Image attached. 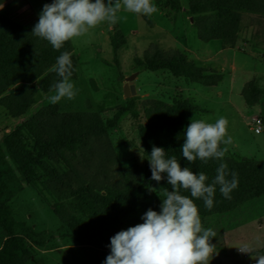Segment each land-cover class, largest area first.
Here are the masks:
<instances>
[{
    "label": "trees",
    "instance_id": "trees-1",
    "mask_svg": "<svg viewBox=\"0 0 264 264\" xmlns=\"http://www.w3.org/2000/svg\"><path fill=\"white\" fill-rule=\"evenodd\" d=\"M7 0H0V6ZM50 4L53 0H42ZM155 5L178 10L179 0H153ZM187 15L192 18L199 41H218L221 49H233L239 39L242 20L252 28L250 41L264 47V0H187ZM38 22L21 27L0 14V107L11 119H21L34 105L38 94L47 95L59 77L50 71L64 51L71 53L72 76H77V59L71 40L55 50L46 40L32 35ZM110 45L117 54L125 44L124 35L115 29ZM264 60V54H263ZM136 71H166L188 85L216 87L223 74L196 65L177 49H163L151 44L142 58H134ZM248 107L257 106L264 90L256 79L244 84L240 92ZM136 96L125 99L111 118L103 119L102 110L61 112L56 104L38 108L0 141V264H30L33 255L27 238L17 233L10 203L23 186H28L46 203L54 217L75 243L100 251L110 250V238L121 230L143 223L148 209L160 212L165 189L172 190L166 173L159 183L151 179L149 156L152 146L165 150V158L175 156L181 167L203 172L211 183L219 161L206 163L197 159L189 164L182 157L185 129L192 118L206 112L190 99L176 97L171 102L160 99L141 101ZM129 114L142 115L137 134L142 143V167L122 168L109 136L120 119ZM223 148L224 145L222 144ZM229 172L238 174V187L226 199L216 187L214 205L204 206L192 198L201 221L226 214L264 196V160L226 153ZM231 178L230 176L228 177ZM190 197V192L181 189ZM155 196L145 201V193ZM191 198V197H190Z\"/></svg>",
    "mask_w": 264,
    "mask_h": 264
},
{
    "label": "rangeland",
    "instance_id": "rangeland-1",
    "mask_svg": "<svg viewBox=\"0 0 264 264\" xmlns=\"http://www.w3.org/2000/svg\"><path fill=\"white\" fill-rule=\"evenodd\" d=\"M29 2L37 14L46 4L42 0ZM179 3L184 6L187 0H179ZM158 14L160 13L157 11L150 16H144L122 10L118 15L126 18L120 19L116 24L103 22L90 29L87 34L72 39L73 55L78 63L76 79L72 80L77 95L73 100L63 99L57 103L59 111L82 112L101 109L103 119L111 118L125 103V79L137 73L133 85L135 96L139 100L137 109L140 112L141 101L145 99L154 98L166 102H171L176 97L190 99L206 112L200 114V119L206 122H215L219 117L227 119L228 134L232 137V143L227 146L228 153L264 160V98L257 106L248 107L237 91L243 82L254 79V75L258 86L264 90V64L257 63L237 51L236 63L239 72L236 75V89L227 98V103L224 99H217L216 95L227 90L228 71L224 72L226 79L216 88L188 85L183 79L174 78L166 71H136L134 58H142L151 44H158L163 49H177L199 65L192 55L184 52V47L193 48L197 42H201L198 41L195 29L188 26V21L182 20L176 25ZM186 14H183L182 18ZM242 24L241 31L245 34L244 25L248 24V20L244 18ZM112 26H116L125 37V44L117 54V63L114 61L109 40L108 27ZM164 29H173L176 40L166 36ZM218 44V41H211L209 46ZM252 46L259 50L263 59L264 47ZM240 47L243 48V45ZM251 48L245 47L247 52L251 51ZM52 94H38L34 105L17 121L18 123L12 121L0 107V141L38 108L51 104L47 97ZM254 118L263 122L259 134L252 131ZM142 121V115L133 119L127 114L115 128L109 130L111 142L124 169L143 166V147L137 134V127ZM145 196L147 202L155 200V196L150 192H146ZM10 209L17 233L27 238V247L33 255V262L30 264H104L110 254V250L100 251L75 243L68 237L65 227L54 217L46 203L28 186H23L22 191L15 195ZM201 222L204 228H212L216 232V236L210 241L214 248L212 256L209 257V264H255L252 256L264 255V196L226 214ZM244 244L253 249L252 254L238 250Z\"/></svg>",
    "mask_w": 264,
    "mask_h": 264
},
{
    "label": "clouds",
    "instance_id": "clouds-1",
    "mask_svg": "<svg viewBox=\"0 0 264 264\" xmlns=\"http://www.w3.org/2000/svg\"><path fill=\"white\" fill-rule=\"evenodd\" d=\"M122 10L150 16L158 9L152 0H53L43 6L31 34L60 50L67 41L87 34L103 22L116 24L126 18L118 15ZM72 67L70 52L64 51L56 58L50 71L59 79L49 89L53 93L47 97L49 103L73 100L77 95L70 79ZM231 143L225 117H219L215 122L192 118L186 127L182 157L189 164L197 159L205 163L210 159L219 161L211 183H206L205 173L182 168L175 156L165 158V150L153 145L148 159L151 179L159 183L164 179L161 174L166 173L172 190L165 189L160 212L148 209L141 217L143 223L121 230L110 238V254L104 264H209L214 248L210 241L216 232L202 226L199 209L192 198L202 199L204 206L211 209L217 185L224 198H231L230 194L239 183L238 174L229 172L224 161ZM181 189L189 191L191 198L182 195ZM238 250L253 253L247 244ZM252 258L255 264H264V255Z\"/></svg>",
    "mask_w": 264,
    "mask_h": 264
},
{
    "label": "crops",
    "instance_id": "crops-1",
    "mask_svg": "<svg viewBox=\"0 0 264 264\" xmlns=\"http://www.w3.org/2000/svg\"><path fill=\"white\" fill-rule=\"evenodd\" d=\"M155 6L158 9L157 10L158 13H160L158 15L164 16L168 22L177 25V23L180 24L182 20H185L188 21V26L193 27L191 17H189L186 14L185 17L182 18V15L187 12V4L182 6L179 3L180 8L178 10H170L169 8L166 7H160L159 5L158 6L155 5ZM0 14L12 20L21 27H28L29 25H31L32 23H34L39 19V14H37L36 11L33 9L29 0H7L4 4L0 6ZM151 24L153 25V23ZM244 27L246 28V32L245 34H242V31L240 32L239 39L236 43L235 48L233 49L223 50L221 49L220 43L218 44V46L212 47L209 46L210 42L208 43L197 42L196 45L193 46V48L184 47V52L192 55L193 56L192 58L196 60V62L199 65L203 66L204 68H209L221 72L223 74L222 82L226 79L224 78L225 77L224 72L225 71L229 72L228 83L226 84L227 90L218 92L216 95L217 99L219 100L224 99V102L226 103H227V98L230 96L232 91L236 89L235 88L236 75L239 72V67H237V63H236L237 51L243 53L245 57L248 56L252 58L257 63L264 64V60L262 59V54L259 52V50H255L251 44L250 37L252 34V28L248 26V24L244 25ZM115 29H117L116 26L108 27V32H110L111 34V32ZM241 30H243V24H241ZM164 32L166 36L172 38L173 40H176V38L174 37L175 34L173 32V29H164ZM241 45H243V48L240 47ZM247 46L252 47L251 51L249 52L246 51L245 47ZM253 78L257 79L255 75ZM246 82L248 81L243 82L241 84V87L237 88L238 89L237 91L239 93L241 92L242 87ZM221 83L219 84V86L221 85ZM210 88H216V87H210ZM18 120L19 119H12V121H16V122Z\"/></svg>",
    "mask_w": 264,
    "mask_h": 264
},
{
    "label": "water",
    "instance_id": "water-1",
    "mask_svg": "<svg viewBox=\"0 0 264 264\" xmlns=\"http://www.w3.org/2000/svg\"><path fill=\"white\" fill-rule=\"evenodd\" d=\"M137 73L132 74L128 78L125 79L126 84L123 86V96L127 98H131L135 96V87L133 85L134 79L136 78Z\"/></svg>",
    "mask_w": 264,
    "mask_h": 264
},
{
    "label": "built area",
    "instance_id": "built-area-1",
    "mask_svg": "<svg viewBox=\"0 0 264 264\" xmlns=\"http://www.w3.org/2000/svg\"><path fill=\"white\" fill-rule=\"evenodd\" d=\"M253 128L252 131L255 134H259L262 131L263 122L259 118L252 119Z\"/></svg>",
    "mask_w": 264,
    "mask_h": 264
}]
</instances>
